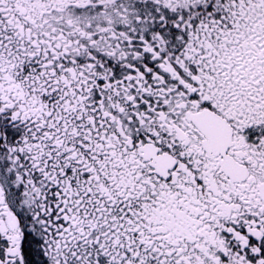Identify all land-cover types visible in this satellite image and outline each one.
I'll return each instance as SVG.
<instances>
[{"label":"snow or ice","instance_id":"obj_1","mask_svg":"<svg viewBox=\"0 0 264 264\" xmlns=\"http://www.w3.org/2000/svg\"><path fill=\"white\" fill-rule=\"evenodd\" d=\"M0 264H264V0H0Z\"/></svg>","mask_w":264,"mask_h":264}]
</instances>
